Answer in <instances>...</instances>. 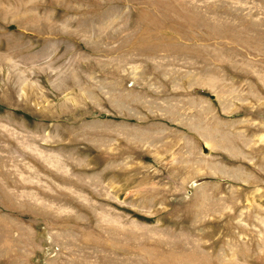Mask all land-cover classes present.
<instances>
[{
    "label": "rangeland",
    "instance_id": "1",
    "mask_svg": "<svg viewBox=\"0 0 264 264\" xmlns=\"http://www.w3.org/2000/svg\"><path fill=\"white\" fill-rule=\"evenodd\" d=\"M0 264H264V0H0Z\"/></svg>",
    "mask_w": 264,
    "mask_h": 264
}]
</instances>
